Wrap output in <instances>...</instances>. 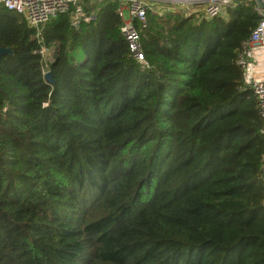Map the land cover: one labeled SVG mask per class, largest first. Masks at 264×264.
Masks as SVG:
<instances>
[{
    "label": "trees",
    "instance_id": "obj_1",
    "mask_svg": "<svg viewBox=\"0 0 264 264\" xmlns=\"http://www.w3.org/2000/svg\"><path fill=\"white\" fill-rule=\"evenodd\" d=\"M117 5L38 35L0 6V264H264V135L237 60L253 2L149 11L142 61Z\"/></svg>",
    "mask_w": 264,
    "mask_h": 264
},
{
    "label": "built area",
    "instance_id": "obj_2",
    "mask_svg": "<svg viewBox=\"0 0 264 264\" xmlns=\"http://www.w3.org/2000/svg\"><path fill=\"white\" fill-rule=\"evenodd\" d=\"M101 0H0V6L13 11L26 21L29 27L36 28L57 14L67 13L69 24L77 28L81 21L88 22L93 11L88 8ZM111 1V0H110ZM117 1V13L121 19L120 32L132 57L142 61L139 33L134 22L146 27L147 13L150 11L163 16L168 11H180L186 16L195 14L198 18L207 19L215 16L226 17L227 8L235 5L236 0H112ZM253 2L254 11L260 16V22L250 32L245 48L238 54L237 60L242 69L244 84L251 88L257 100L258 115L262 120L260 133L264 135V0H247ZM171 4H176L178 8ZM43 72L48 70V61L52 59L55 46L47 48L40 45ZM260 174L264 184V152Z\"/></svg>",
    "mask_w": 264,
    "mask_h": 264
},
{
    "label": "water",
    "instance_id": "obj_3",
    "mask_svg": "<svg viewBox=\"0 0 264 264\" xmlns=\"http://www.w3.org/2000/svg\"><path fill=\"white\" fill-rule=\"evenodd\" d=\"M7 54H9V55L12 54V51L7 47H1L0 46V61H1V58ZM44 77L48 82L52 83L51 75H50V72L48 70L46 72H44Z\"/></svg>",
    "mask_w": 264,
    "mask_h": 264
},
{
    "label": "rangeland",
    "instance_id": "obj_4",
    "mask_svg": "<svg viewBox=\"0 0 264 264\" xmlns=\"http://www.w3.org/2000/svg\"><path fill=\"white\" fill-rule=\"evenodd\" d=\"M173 7H175V8H178V6L176 5V4H171Z\"/></svg>",
    "mask_w": 264,
    "mask_h": 264
}]
</instances>
